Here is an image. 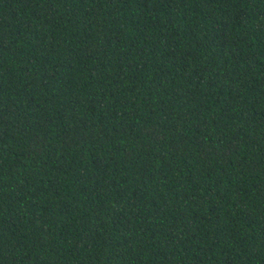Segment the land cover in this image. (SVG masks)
Here are the masks:
<instances>
[{"label":"trees","instance_id":"trees-1","mask_svg":"<svg viewBox=\"0 0 264 264\" xmlns=\"http://www.w3.org/2000/svg\"><path fill=\"white\" fill-rule=\"evenodd\" d=\"M0 264H264V0H0Z\"/></svg>","mask_w":264,"mask_h":264}]
</instances>
